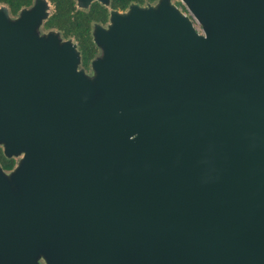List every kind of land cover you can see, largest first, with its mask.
I'll list each match as a JSON object with an SVG mask.
<instances>
[{"label": "water", "instance_id": "obj_1", "mask_svg": "<svg viewBox=\"0 0 264 264\" xmlns=\"http://www.w3.org/2000/svg\"><path fill=\"white\" fill-rule=\"evenodd\" d=\"M185 2L203 36L138 13L94 82L2 16L0 264H264V0Z\"/></svg>", "mask_w": 264, "mask_h": 264}, {"label": "rangeland", "instance_id": "obj_2", "mask_svg": "<svg viewBox=\"0 0 264 264\" xmlns=\"http://www.w3.org/2000/svg\"><path fill=\"white\" fill-rule=\"evenodd\" d=\"M76 4V9L85 10L87 9L91 3L97 2L100 5L109 9V19L106 24H95L93 25L91 31L92 42L97 48V55L88 63V65H83L81 60V55L78 50L77 43L74 39H63L59 32L56 30H46L44 28V22L54 13V7L48 0H33L32 5L29 8L22 9L16 17H11L8 14L7 8L5 6H0V26L8 25L7 22L2 18L5 17V12L7 13V21L9 23L15 22L17 19H21L24 15L28 14L27 11L30 9H36L41 12V19L36 26L35 33L37 36L44 41L49 40L50 42H56L58 51L63 52L65 48H68L72 52H74L78 61H76V69L75 73L81 79L85 78V81L94 82L97 79L98 71L96 69L97 64L101 63L102 60L105 59V46H101L98 39L102 37V34L108 35L113 34L114 30L122 23V21L132 22L134 16L139 15L140 13H154V15H158L160 13H165L168 15L176 14L178 18L186 20L193 31L199 35L203 36L204 32L202 26L200 25L198 19L195 17L193 12L191 11L190 6L185 2V0H156L154 3H147L144 6H139L137 4H131L129 8L123 12L113 11L109 8V0H74ZM139 13V14H138ZM116 32L113 34L115 35ZM96 95L90 97V102L88 106H93L97 101ZM88 100V101H89ZM0 147L4 153V155L8 158H13L15 160V166L13 170L9 172H5L7 176H10L11 173L15 171V169H19L23 166L26 157H28L29 151L27 150H13L10 149L7 142L0 138ZM1 168V167H0ZM34 264H48V261L44 259L42 256L38 255Z\"/></svg>", "mask_w": 264, "mask_h": 264}, {"label": "trees", "instance_id": "obj_3", "mask_svg": "<svg viewBox=\"0 0 264 264\" xmlns=\"http://www.w3.org/2000/svg\"><path fill=\"white\" fill-rule=\"evenodd\" d=\"M54 7V13L44 22L46 30H56L63 39H74L77 43L83 65L97 55V48L92 42L91 31L95 24H106L109 9L93 2L85 10L76 9L74 0H48ZM156 0H109V8L113 11H125L131 4L144 6ZM33 0H0V6L7 8L11 17H16L24 8H29ZM0 166L3 171L13 170L15 162L7 159L0 150Z\"/></svg>", "mask_w": 264, "mask_h": 264}, {"label": "flooded vegetation", "instance_id": "obj_4", "mask_svg": "<svg viewBox=\"0 0 264 264\" xmlns=\"http://www.w3.org/2000/svg\"><path fill=\"white\" fill-rule=\"evenodd\" d=\"M120 12H123V11H120ZM0 150H1V152H2V155L5 157V158H7V159H13V158H8V157H6L5 155H4V153H3V151H2V149H1V147H0ZM14 160V159H13ZM14 162H15V160H14ZM1 167V166H0ZM2 169V168H1ZM4 172H6V171H4Z\"/></svg>", "mask_w": 264, "mask_h": 264}]
</instances>
